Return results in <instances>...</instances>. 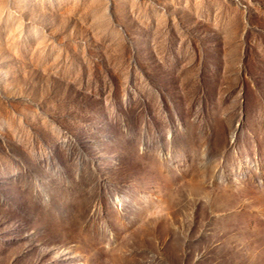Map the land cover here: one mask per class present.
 <instances>
[{"label": "rangeland", "instance_id": "1", "mask_svg": "<svg viewBox=\"0 0 264 264\" xmlns=\"http://www.w3.org/2000/svg\"><path fill=\"white\" fill-rule=\"evenodd\" d=\"M0 264H264V0H0Z\"/></svg>", "mask_w": 264, "mask_h": 264}, {"label": "bare ground", "instance_id": "2", "mask_svg": "<svg viewBox=\"0 0 264 264\" xmlns=\"http://www.w3.org/2000/svg\"><path fill=\"white\" fill-rule=\"evenodd\" d=\"M260 175V174H259Z\"/></svg>", "mask_w": 264, "mask_h": 264}]
</instances>
